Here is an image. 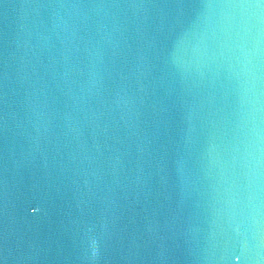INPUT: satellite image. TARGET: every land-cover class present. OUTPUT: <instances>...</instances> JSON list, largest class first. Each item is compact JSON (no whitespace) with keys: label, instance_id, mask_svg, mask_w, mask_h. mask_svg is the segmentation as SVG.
Listing matches in <instances>:
<instances>
[{"label":"water","instance_id":"1","mask_svg":"<svg viewBox=\"0 0 264 264\" xmlns=\"http://www.w3.org/2000/svg\"><path fill=\"white\" fill-rule=\"evenodd\" d=\"M0 264H264V0H0Z\"/></svg>","mask_w":264,"mask_h":264}]
</instances>
